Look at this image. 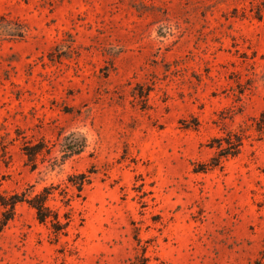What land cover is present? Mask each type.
<instances>
[{
  "label": "rangeland",
  "instance_id": "374dc122",
  "mask_svg": "<svg viewBox=\"0 0 264 264\" xmlns=\"http://www.w3.org/2000/svg\"><path fill=\"white\" fill-rule=\"evenodd\" d=\"M263 111L264 0H0V217L49 188L67 223L20 203L0 264H264ZM228 134L239 154L203 171Z\"/></svg>",
  "mask_w": 264,
  "mask_h": 264
},
{
  "label": "trees",
  "instance_id": "16d2710c",
  "mask_svg": "<svg viewBox=\"0 0 264 264\" xmlns=\"http://www.w3.org/2000/svg\"><path fill=\"white\" fill-rule=\"evenodd\" d=\"M12 24L16 26V28H13L10 34L12 37L23 38L27 34L28 28L25 24L18 22H12ZM62 45L61 43L58 44L55 47L54 52L60 50L59 46ZM70 47L71 46L68 45V49H70ZM139 96L143 97V95L140 94ZM257 130L260 133H264V111L257 122ZM214 143L216 144H212L211 147L216 148V153L210 158L209 162L203 168V171L219 167L223 159H226L230 156L234 157L239 154L243 141L242 137L238 134H234L233 138L232 134H228L227 137L214 139ZM84 147L85 138L82 136L80 137L77 134L68 136L63 143V148L68 153V155L79 153ZM43 149V144L26 145L23 149L27 157V164L30 165L34 171L38 168L37 156L43 151ZM56 165L57 162L51 164L53 167ZM40 173H42V171H40ZM90 175L91 171L88 173L82 172L79 174H73L69 176V181L74 187L78 189V192L81 194L84 186L91 180ZM50 194L51 192L49 188H44V190L39 193H35L34 190H30V188H28L22 192L3 197L1 200V205L3 206L4 210L2 211L0 217V233L3 231L6 224L15 216L17 205L23 202L27 203L35 210L36 217L41 223L50 222L53 231L56 234L61 233L66 228L67 223L62 222L59 214L49 206L48 199ZM148 262L149 259L146 254L138 252L135 254L130 264H148ZM257 264H259V262H257Z\"/></svg>",
  "mask_w": 264,
  "mask_h": 264
}]
</instances>
